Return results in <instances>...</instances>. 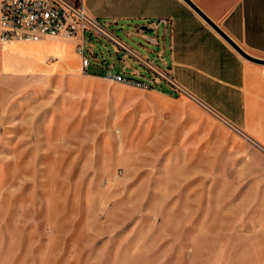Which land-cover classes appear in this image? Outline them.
I'll return each mask as SVG.
<instances>
[{
    "label": "rangeland",
    "instance_id": "rangeland-1",
    "mask_svg": "<svg viewBox=\"0 0 264 264\" xmlns=\"http://www.w3.org/2000/svg\"><path fill=\"white\" fill-rule=\"evenodd\" d=\"M84 38L87 74L0 68V264H264V147L182 94L114 82L122 53Z\"/></svg>",
    "mask_w": 264,
    "mask_h": 264
},
{
    "label": "crops",
    "instance_id": "crops-1",
    "mask_svg": "<svg viewBox=\"0 0 264 264\" xmlns=\"http://www.w3.org/2000/svg\"><path fill=\"white\" fill-rule=\"evenodd\" d=\"M194 3L248 54L264 55V0ZM83 6L100 24L115 20L114 25L135 29L127 35L157 48L162 62L156 66L170 70L185 91L182 96L264 147L263 72L235 53L182 0H84ZM137 30L140 35L134 36ZM76 45L62 36L0 44V68L4 75L26 79H68L80 70ZM126 72L142 78L131 67ZM158 87L153 90L166 95Z\"/></svg>",
    "mask_w": 264,
    "mask_h": 264
},
{
    "label": "built area",
    "instance_id": "built-area-1",
    "mask_svg": "<svg viewBox=\"0 0 264 264\" xmlns=\"http://www.w3.org/2000/svg\"><path fill=\"white\" fill-rule=\"evenodd\" d=\"M84 0H0V44L11 41L38 42L44 37L62 36L66 40H76V53L80 58V70L87 74L92 57L95 63H99L97 54L93 52V45H85L84 35L98 38L104 37L110 43L114 53L121 54L123 66L118 73L109 72L107 77L116 83L136 85L141 89H151V86H165L172 96L184 94V90L171 77L170 70L162 71L148 59L142 58L125 44L119 41L111 33V27L115 20L100 24L89 17L83 6ZM140 30L134 33L139 36ZM134 59L139 65H143L151 74L147 81H135L126 77V65L128 59ZM158 60L162 58L158 55ZM132 75H137L132 73ZM130 76V75H129ZM142 78H145L142 76Z\"/></svg>",
    "mask_w": 264,
    "mask_h": 264
},
{
    "label": "water",
    "instance_id": "water-1",
    "mask_svg": "<svg viewBox=\"0 0 264 264\" xmlns=\"http://www.w3.org/2000/svg\"><path fill=\"white\" fill-rule=\"evenodd\" d=\"M205 24H207L235 53L245 61L263 65L264 59L254 57L243 50L233 39H231L219 25L214 23L203 11L194 3V0H182Z\"/></svg>",
    "mask_w": 264,
    "mask_h": 264
},
{
    "label": "trees",
    "instance_id": "trees-1",
    "mask_svg": "<svg viewBox=\"0 0 264 264\" xmlns=\"http://www.w3.org/2000/svg\"><path fill=\"white\" fill-rule=\"evenodd\" d=\"M151 89H155L154 87H152ZM163 93L165 94H169V95H172L171 93H169L168 91H162Z\"/></svg>",
    "mask_w": 264,
    "mask_h": 264
}]
</instances>
